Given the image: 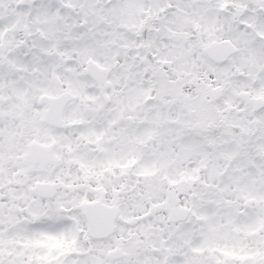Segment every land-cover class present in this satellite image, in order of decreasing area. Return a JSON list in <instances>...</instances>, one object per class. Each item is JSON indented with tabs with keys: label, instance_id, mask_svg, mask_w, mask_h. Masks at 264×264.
<instances>
[{
	"label": "snow or ice",
	"instance_id": "obj_1",
	"mask_svg": "<svg viewBox=\"0 0 264 264\" xmlns=\"http://www.w3.org/2000/svg\"><path fill=\"white\" fill-rule=\"evenodd\" d=\"M0 264H264V0H0Z\"/></svg>",
	"mask_w": 264,
	"mask_h": 264
}]
</instances>
